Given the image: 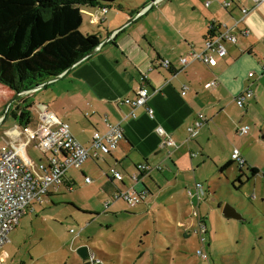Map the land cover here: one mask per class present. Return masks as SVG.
<instances>
[{
	"label": "crops",
	"instance_id": "1",
	"mask_svg": "<svg viewBox=\"0 0 264 264\" xmlns=\"http://www.w3.org/2000/svg\"><path fill=\"white\" fill-rule=\"evenodd\" d=\"M225 1L229 2L226 8ZM119 2H114L105 14L101 11V17L85 13L92 17L91 29L83 31L81 26L82 33L97 34L103 43L94 55L24 95L31 98L43 94L39 102H31L32 126L39 111L45 108L67 123L73 137L83 146L90 144L95 131H106L105 116L109 123L120 124L124 133L123 141L111 154L90 158L81 168L66 171L63 183L48 190L43 204L61 188L71 191L68 187L73 188V171H77L91 174L94 179L90 183L95 182L109 199L116 190L125 188L145 194L143 202L133 207L138 206V212L145 209L138 220L162 204L172 207L177 215L183 202L199 209L209 197L208 189L203 186L205 195L200 200L190 199L186 192L194 190L199 183V171L209 165L221 169L228 163L237 164L231 160L235 148L245 158V165L238 166L239 169L255 168L260 172L255 160L242 153L238 142L248 135H239V128L254 122L264 126V4L256 5L252 0H130L125 7ZM113 8L115 11H110ZM243 8L248 10L245 16L241 13ZM235 22L237 41L225 43L227 53L217 57L215 65L180 62L191 51L202 50L210 30L219 33ZM165 61L169 62L168 67L161 66ZM249 73L253 76L249 77ZM142 85L149 89L150 97L146 106L136 109L131 117V108L120 102L134 98ZM247 89L252 91V97L244 108H239L235 98ZM147 108L153 111V118ZM3 113L0 125L11 118L3 120ZM200 113L206 117V124L188 139L187 129ZM12 120L2 145L26 139L17 121ZM159 127L171 135L176 147H162V138L156 133ZM255 136L248 139L254 137L255 143ZM26 151L34 171L47 162L48 154L36 144H30ZM140 164L150 170L138 173L136 167ZM109 166L123 174L122 182L105 176ZM134 174H138L135 182ZM121 202H111L107 211L129 210ZM29 209L35 211L33 206ZM200 224L206 225L205 220L200 219Z\"/></svg>",
	"mask_w": 264,
	"mask_h": 264
},
{
	"label": "rangeland",
	"instance_id": "2",
	"mask_svg": "<svg viewBox=\"0 0 264 264\" xmlns=\"http://www.w3.org/2000/svg\"><path fill=\"white\" fill-rule=\"evenodd\" d=\"M119 1L125 7L131 3ZM134 3L138 5V1ZM87 12L101 17V9L86 7L83 31L91 29L92 17ZM12 96L0 85V115ZM42 97L37 93L29 101L39 102ZM12 125L11 118L0 125V146ZM247 127L248 135L240 138L238 145L242 153L255 160L260 172L252 177L248 168L240 171L234 163L223 173L215 164L199 171L197 181L209 192L199 209L183 202L177 215L172 207L162 204L140 220L138 215L145 209L138 212V206L125 204L129 209L125 212L107 211L104 204L109 202L108 196L97 189L95 182H84V176L94 177L73 171L71 191L61 188L45 204L33 205L35 211L27 209L0 251V264H85L76 253L82 246L100 264H264V126L254 122ZM252 134L256 135L255 143L254 137L248 139ZM225 205L234 208L242 220L225 218ZM200 219L206 225L201 226ZM198 251L206 255L205 260Z\"/></svg>",
	"mask_w": 264,
	"mask_h": 264
},
{
	"label": "built area",
	"instance_id": "3",
	"mask_svg": "<svg viewBox=\"0 0 264 264\" xmlns=\"http://www.w3.org/2000/svg\"><path fill=\"white\" fill-rule=\"evenodd\" d=\"M252 1L256 5L264 4V0ZM223 6L228 7L229 2L225 1ZM101 11L105 14L107 9H101ZM241 13L245 16L248 14V10L243 8ZM237 26L238 22L231 26H224L221 32L205 38L202 50L191 51L187 57L180 58V62L183 65L196 61L206 65H215L216 58L224 57L227 53L225 43H236L237 39L234 32L238 29ZM161 66L168 67L169 62H163ZM248 76L252 77L253 73H249ZM142 80L145 82L144 77ZM182 95H185V92H182ZM149 97V89L142 85L134 98H126L120 103L128 105L131 108L129 115L134 117V111L146 106ZM251 97L252 91L250 89L244 90L236 96L235 103L239 108H244L246 101ZM147 113L150 118H153V111L150 108H147ZM104 122L107 125L106 131L103 133L95 131L90 144L83 146L73 137L67 123L57 118L52 111L44 108L37 114L34 126L31 124L24 127L20 126L22 134L26 136L25 141L0 146V251L8 242L9 233L19 224L20 218L27 209L35 204H43L48 190L63 183L66 171L79 169L88 159L107 156L119 147L124 139L122 127L120 124L109 123L107 116L104 117ZM205 124L206 117L201 113L198 114L193 124L187 129L188 139L202 129ZM248 132L249 127L247 126L239 128V135H246ZM156 133L162 138V147H176L171 135L163 128H157ZM32 143L48 154L47 162L39 164L36 171H34L32 160L26 151ZM191 156L194 157L195 154H191ZM231 160L237 163L239 167L245 165L244 158L236 148L231 154ZM136 170L138 173L147 172L150 167L140 164ZM105 176L115 182H122L124 178L115 166H109ZM132 180L137 181L138 174H134ZM84 181L89 184L91 179L85 177ZM68 188L72 190L71 185ZM186 193L190 199L197 198L198 200L205 195L204 187L200 183L195 185L193 191L188 190ZM144 197L145 194H138L132 188L118 189L104 206L107 210L111 202L123 201L129 207H135L143 202ZM194 215L197 213L194 212ZM200 225L202 226V224ZM71 232L74 233L73 230ZM203 235L204 233L201 232V239ZM197 254L204 260L206 259V255L202 251H198ZM88 262L89 264H96V262L100 264V261L91 252L88 254Z\"/></svg>",
	"mask_w": 264,
	"mask_h": 264
},
{
	"label": "trees",
	"instance_id": "4",
	"mask_svg": "<svg viewBox=\"0 0 264 264\" xmlns=\"http://www.w3.org/2000/svg\"><path fill=\"white\" fill-rule=\"evenodd\" d=\"M113 4L114 0H0V85L13 92V99L85 59L101 41L97 34L82 33L83 9ZM213 35L210 30L206 38ZM9 102L3 120L11 117L19 126L29 125L33 120L29 97ZM250 172L252 177L258 173L255 168Z\"/></svg>",
	"mask_w": 264,
	"mask_h": 264
},
{
	"label": "water",
	"instance_id": "5",
	"mask_svg": "<svg viewBox=\"0 0 264 264\" xmlns=\"http://www.w3.org/2000/svg\"><path fill=\"white\" fill-rule=\"evenodd\" d=\"M102 44H103V43H100L99 46H101ZM99 46H98V47H97L92 53H90L87 57H90V56L94 55V54L96 53V51L98 50ZM87 57H86V58H87ZM58 77H59V76H58ZM58 77H56V78H54V79H52V80H49V81H47V82H45V83H42V84L38 85L37 87L45 86V85L49 84L50 82H52V81L58 79ZM33 89H34V88H33ZM33 89H31V90H27V91H25V92H23V93H20V94L16 95V96H15V97L9 102V105H10L12 102H14L15 100H17L18 98L23 97V96L26 95V94H29ZM5 113H6V112H5ZM4 116H5V114H4ZM222 214H223L224 217L227 218V219H235V220H238V221L242 220V219H241V216L236 212V210H235L234 208H232L231 206H229V205H225V206H224V208L222 209ZM76 253H77V255L81 258V260L85 262V264H89V262H88V254H89V250H88V248H87L86 246H82V247H80V248L76 251Z\"/></svg>",
	"mask_w": 264,
	"mask_h": 264
}]
</instances>
